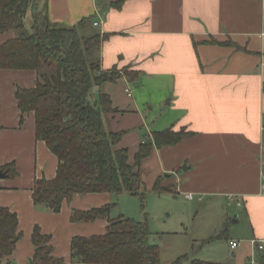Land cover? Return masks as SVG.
Here are the masks:
<instances>
[{"label": "crops", "instance_id": "0c3cea01", "mask_svg": "<svg viewBox=\"0 0 264 264\" xmlns=\"http://www.w3.org/2000/svg\"><path fill=\"white\" fill-rule=\"evenodd\" d=\"M119 1L36 0L35 5L51 24L71 28L92 17L87 27L110 35L100 45L101 70L126 68L139 75L134 83L123 76L91 90V102L103 93L118 111L103 116L105 128L135 117L150 141L153 132L190 133L141 162L143 184L153 187L160 179L186 201L204 202L217 214V234L227 225L224 239L230 238V215L238 213L233 224L242 225L241 232L228 243L233 264L257 261L252 242L264 245V0H125L117 8ZM31 17L29 11L27 28ZM13 37V32L0 36V44ZM211 39L240 50L204 43ZM36 82L32 71L0 72V168L13 165L16 174L0 179V208L16 214L22 234L2 264H30L36 226L50 237L52 256L70 264L72 238L103 235L111 220L70 221L72 211L112 204L109 194L75 196L57 214L33 204L35 181L52 180L58 164L36 138L33 114L21 119L17 109L16 90ZM231 242L237 243L234 250Z\"/></svg>", "mask_w": 264, "mask_h": 264}, {"label": "trees", "instance_id": "16d2710c", "mask_svg": "<svg viewBox=\"0 0 264 264\" xmlns=\"http://www.w3.org/2000/svg\"><path fill=\"white\" fill-rule=\"evenodd\" d=\"M36 0H0V36L9 32L14 37L0 44V72L3 70L32 71L37 82L31 89H17L15 99L21 119L32 113L36 138L45 143L57 159L52 180L35 181L32 200L52 213H59L64 202L75 196L125 193L144 199L141 162L155 149L173 146L191 134L181 130L153 132L150 143H140L132 162L128 150L119 147L127 131L112 132L105 128L104 115L116 114L110 98L100 93L91 102V90L126 77L134 83L139 73L126 68L101 70L100 45L110 35H80L79 31L92 22L83 18L76 26L66 28L51 24L43 15L38 17ZM125 0L115 3L117 8ZM32 13L29 28L27 15ZM209 45L230 46V41ZM6 177L15 176L13 165L0 168ZM156 193L171 192L158 179ZM114 203L87 211H72V223H90L108 219ZM103 235L74 237L70 242V264H160V249L152 245L146 224L118 217L109 220ZM227 234L225 224L211 239L221 240ZM22 234L18 231L15 213L0 208V264L14 252ZM210 239V240H211ZM34 253L30 264H65L52 256L50 237L34 227L31 235ZM207 243V242H203ZM187 256L172 264H182ZM257 264H264V252L258 253ZM8 263V262H7ZM191 264H210L193 260Z\"/></svg>", "mask_w": 264, "mask_h": 264}, {"label": "rangeland", "instance_id": "374dc122", "mask_svg": "<svg viewBox=\"0 0 264 264\" xmlns=\"http://www.w3.org/2000/svg\"><path fill=\"white\" fill-rule=\"evenodd\" d=\"M38 17H42L43 11H36ZM27 26V23H26ZM80 31L81 35L94 34L96 29L87 27ZM109 117V115H107ZM112 132L127 131L122 146L128 150L129 162H132L138 145L144 141L150 143L145 127L140 126L139 120L133 117H124L118 122L111 124ZM163 191L156 193L153 187L144 185V199L133 197L128 194L112 196L115 206L108 217L111 220L123 217L135 222L146 224L150 232V243L160 249V264H172L178 258L187 256L182 264H190L193 260L211 262L213 264H233L229 249V240L233 233L241 232V226L233 224L232 213L228 220L230 238L213 240L218 229L216 226V213L206 208L204 202L186 201L181 194ZM211 239V240H210ZM207 242V243H203Z\"/></svg>", "mask_w": 264, "mask_h": 264}, {"label": "built area", "instance_id": "2783aa9c", "mask_svg": "<svg viewBox=\"0 0 264 264\" xmlns=\"http://www.w3.org/2000/svg\"><path fill=\"white\" fill-rule=\"evenodd\" d=\"M93 25L94 26H98L97 23H94ZM263 153H264V150H263ZM185 197H186L187 200H192V195H186ZM235 204H236V206L238 208L241 207V203L236 202ZM252 244L254 246L255 251H258V252H261V251L263 252L264 251V245L261 242L253 241ZM236 247H237V243L236 242H231L230 243L231 250H234ZM250 264H257V263H256L255 260H251Z\"/></svg>", "mask_w": 264, "mask_h": 264}, {"label": "water", "instance_id": "95a60500", "mask_svg": "<svg viewBox=\"0 0 264 264\" xmlns=\"http://www.w3.org/2000/svg\"><path fill=\"white\" fill-rule=\"evenodd\" d=\"M5 176H6L5 173H2V172L0 171V179H3ZM234 222H235V221H233V223H234Z\"/></svg>", "mask_w": 264, "mask_h": 264}]
</instances>
